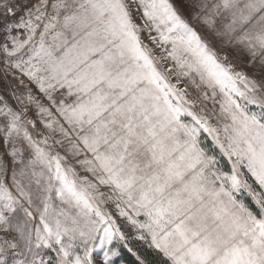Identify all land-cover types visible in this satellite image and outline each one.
<instances>
[{"label":"snow or ice","instance_id":"snow-or-ice-1","mask_svg":"<svg viewBox=\"0 0 264 264\" xmlns=\"http://www.w3.org/2000/svg\"><path fill=\"white\" fill-rule=\"evenodd\" d=\"M0 264H264V0H0Z\"/></svg>","mask_w":264,"mask_h":264}]
</instances>
